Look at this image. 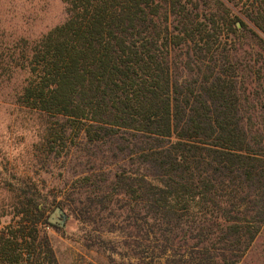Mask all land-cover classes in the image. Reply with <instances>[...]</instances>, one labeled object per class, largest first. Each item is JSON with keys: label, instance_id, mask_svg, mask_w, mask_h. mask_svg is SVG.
I'll return each instance as SVG.
<instances>
[{"label": "trees", "instance_id": "16d2710c", "mask_svg": "<svg viewBox=\"0 0 264 264\" xmlns=\"http://www.w3.org/2000/svg\"><path fill=\"white\" fill-rule=\"evenodd\" d=\"M230 1L64 0L67 19L11 55L27 77L10 104L98 150L81 214L127 201L123 264H240L263 229L264 0L254 26ZM18 212L0 264H59L38 205Z\"/></svg>", "mask_w": 264, "mask_h": 264}, {"label": "rangeland", "instance_id": "374dc122", "mask_svg": "<svg viewBox=\"0 0 264 264\" xmlns=\"http://www.w3.org/2000/svg\"><path fill=\"white\" fill-rule=\"evenodd\" d=\"M204 1L206 7L213 6L214 0ZM236 1L229 2L232 11L254 26L248 13L256 0ZM67 16L64 0H0V65L17 71L0 76V236L17 230L25 216L18 211L35 203L43 213L35 224L37 242L44 241L47 234L59 264H123L127 259L119 252L112 253V249L127 251L123 242L133 222L127 201L114 196L106 209L84 216L80 212L81 201L93 194L95 186L102 185L92 165L93 153L98 150L78 149L76 131L72 129L66 135L63 120L42 118L10 104L14 101L13 89L27 77L19 70L16 58L10 59L21 48L18 42L40 38ZM250 43L255 45L254 41ZM47 121L53 123L52 130H48ZM83 175L88 180L82 179ZM57 207L63 209L65 217L56 214L52 223ZM140 216L136 212L138 221H134L139 225ZM63 219L64 225L60 221ZM23 224L32 225L30 220ZM93 241L96 243L90 246ZM240 264H264V226Z\"/></svg>", "mask_w": 264, "mask_h": 264}, {"label": "water", "instance_id": "95a60500", "mask_svg": "<svg viewBox=\"0 0 264 264\" xmlns=\"http://www.w3.org/2000/svg\"><path fill=\"white\" fill-rule=\"evenodd\" d=\"M56 214L65 217V212L63 211V209L61 207H57L55 213L52 214V218L50 219L52 223H55V220L53 219V217H55ZM60 221H61V224L64 225V219Z\"/></svg>", "mask_w": 264, "mask_h": 264}]
</instances>
